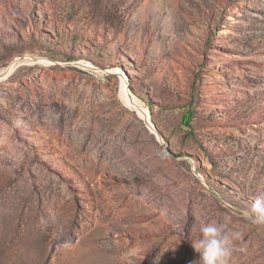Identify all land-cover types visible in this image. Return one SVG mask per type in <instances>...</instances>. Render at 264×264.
<instances>
[{"label": "rangeland", "instance_id": "rangeland-1", "mask_svg": "<svg viewBox=\"0 0 264 264\" xmlns=\"http://www.w3.org/2000/svg\"><path fill=\"white\" fill-rule=\"evenodd\" d=\"M12 63L0 264H195V213L264 264V0H0Z\"/></svg>", "mask_w": 264, "mask_h": 264}, {"label": "clouds", "instance_id": "clouds-1", "mask_svg": "<svg viewBox=\"0 0 264 264\" xmlns=\"http://www.w3.org/2000/svg\"><path fill=\"white\" fill-rule=\"evenodd\" d=\"M244 215L253 225L264 226V194L249 204ZM194 216L191 231L196 236L191 242L194 251L199 254L195 264H228L231 245L237 234L225 232L220 224L208 220L202 213H195Z\"/></svg>", "mask_w": 264, "mask_h": 264}, {"label": "bare ground", "instance_id": "bare-ground-1", "mask_svg": "<svg viewBox=\"0 0 264 264\" xmlns=\"http://www.w3.org/2000/svg\"><path fill=\"white\" fill-rule=\"evenodd\" d=\"M41 62H42V60H41ZM35 63H37V62H35ZM14 68H15L14 63H12L6 70L0 71V78H4L5 76H9ZM121 97H122L123 101L126 102L128 105L136 108L139 111V114H140V116H142L143 119L148 120L150 122L148 112L146 110H144L142 108V106L140 104H138L133 97H130L128 95L124 83L122 84Z\"/></svg>", "mask_w": 264, "mask_h": 264}, {"label": "water", "instance_id": "water-1", "mask_svg": "<svg viewBox=\"0 0 264 264\" xmlns=\"http://www.w3.org/2000/svg\"><path fill=\"white\" fill-rule=\"evenodd\" d=\"M143 120H144L145 124L149 128H151V130L153 131V133L161 140L162 137L160 136V134L158 133V131L155 129V127L148 120H145V119H143Z\"/></svg>", "mask_w": 264, "mask_h": 264}, {"label": "trees", "instance_id": "trees-1", "mask_svg": "<svg viewBox=\"0 0 264 264\" xmlns=\"http://www.w3.org/2000/svg\"><path fill=\"white\" fill-rule=\"evenodd\" d=\"M190 120H191V114L189 113V114L184 115L182 122L188 125Z\"/></svg>", "mask_w": 264, "mask_h": 264}]
</instances>
